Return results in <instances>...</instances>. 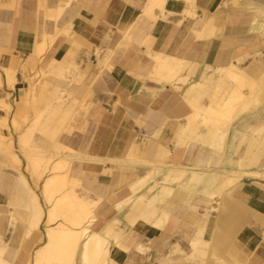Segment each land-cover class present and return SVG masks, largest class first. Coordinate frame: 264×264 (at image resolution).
Segmentation results:
<instances>
[{"label": "crops", "instance_id": "obj_1", "mask_svg": "<svg viewBox=\"0 0 264 264\" xmlns=\"http://www.w3.org/2000/svg\"><path fill=\"white\" fill-rule=\"evenodd\" d=\"M155 5L156 0H0V80L10 104L9 110L0 108V132L5 120L12 152L20 161L13 165L9 154L0 152V236L5 237L11 217L18 231L6 256L11 264H30L45 243L47 211L52 207L44 201V183L58 161L69 160L68 179L101 201L94 228L100 235L115 214L114 203L129 194L130 183L151 170L139 161L165 170L206 166L211 150L178 131L187 129L195 111L221 112L235 84L217 70L230 67L238 57H245L242 69L248 80L261 82L262 100L228 123L226 143L246 146L239 143L241 136L264 127V0H164L161 10ZM41 47L44 52L37 57ZM150 52L186 62L192 69L184 75H189L188 83L176 89L148 84L155 66ZM99 60H106V67L99 68ZM53 62L80 67L71 68L65 78L45 77L66 101L77 105L61 121L59 116L44 121L52 111L25 103L26 80ZM5 72L13 73L11 87ZM207 80L212 84L203 90L189 84ZM243 91L249 98L250 90ZM38 114L44 116L30 145L36 148L32 157L46 166L41 179L33 176L23 145ZM14 121L19 130L13 128ZM228 156L225 149L214 173L221 172ZM19 173L44 213L31 238L23 231L31 212ZM171 203L172 213L162 228L143 222L127 228L122 216L125 233L111 245L108 263L264 264V235L255 229L264 231V181L241 179L216 199L200 194L189 199L180 192ZM211 208L217 213L206 219ZM203 221L202 240L208 247L204 254H194L190 242ZM142 246L147 253L139 252Z\"/></svg>", "mask_w": 264, "mask_h": 264}, {"label": "bare ground", "instance_id": "obj_2", "mask_svg": "<svg viewBox=\"0 0 264 264\" xmlns=\"http://www.w3.org/2000/svg\"><path fill=\"white\" fill-rule=\"evenodd\" d=\"M163 2L164 0H156L155 8L161 10ZM261 34L264 36V20ZM43 52L42 47L38 48L35 55L40 57ZM99 52L97 51L96 54L98 55ZM149 55L154 59L155 66L151 75L146 79L148 84H154L158 89H162L163 85H170L176 89L179 85L188 83L189 75H184L186 71L191 73L192 69L186 62L159 53L150 52ZM244 62L245 57H238L230 67L217 70L235 84V90L221 112L213 113L208 110L203 115L195 111L189 117L187 129L178 131V135L185 136L188 133V137L211 150L206 166L200 169L170 167L165 170L139 161V165L151 167V170L144 177L130 183L129 194L121 201L114 203L115 214L106 226L104 235L94 230L100 217L101 201L92 199L86 191L81 189L78 181L68 179L69 160L58 161L51 168L52 174L46 178L44 183L43 198L52 207L47 211L45 243L33 254L30 264H109L111 245L113 243L117 245L125 233L121 228L122 216H125L128 221L127 228L134 226L137 222L151 223L162 228L172 213L171 202L179 196L180 192L186 193L189 199L195 194L216 199L241 179L264 181V127L254 129L249 136L244 134L241 136L239 143L247 142L246 146H229L226 143L228 123L238 119L248 107L258 106L262 100L260 97L261 82L248 80L242 69ZM97 65L99 68L106 67V60H99ZM71 68L76 71L80 69L68 63L53 62L46 71L41 70L26 80L29 87L25 95V103L30 107L42 104L47 110L52 111L44 121H49V119L52 121L56 116H59L61 121L67 116L68 111L72 110V105H77L74 101H66L64 93L57 88H52L45 80V77L49 75L65 78V75L71 73ZM5 74L7 86L11 87L14 83L13 73L5 72ZM189 84L194 90H203L212 83L207 80L202 83ZM244 89L250 90L249 98L245 96ZM3 93V83L0 80V108L9 110L8 97ZM43 116L42 114L36 115L35 121L23 138L24 150L31 158L32 174L39 179L45 174L46 166L40 167L39 161L32 157L36 153V148L30 143L31 136ZM12 125L15 130L20 129L16 121ZM201 129L203 133H199ZM7 132L8 127L5 120H2L0 152L9 154L11 163L19 166L20 161L12 152V141L6 134ZM225 149L229 158L224 164L221 163L223 166L221 172L214 173L212 169L218 164L216 161L221 160ZM225 166L235 168L236 171L227 172ZM18 175L26 187L27 208L31 212L30 223L23 228L24 236L31 238L39 230L44 213L35 191L29 187L20 173ZM156 176L160 177L158 182L155 180ZM190 208L198 211L196 206H190ZM216 213L217 209L211 208L206 211L205 218ZM51 224H55V227L48 226ZM205 224L206 222L203 221L199 225L196 237L190 242L194 254L203 253L208 247V242L202 240ZM255 229L264 235V231L258 226ZM17 232V223L11 217L5 237L0 236V264H11L6 256H9L10 239ZM147 251L145 246L139 248L141 253L145 254Z\"/></svg>", "mask_w": 264, "mask_h": 264}]
</instances>
